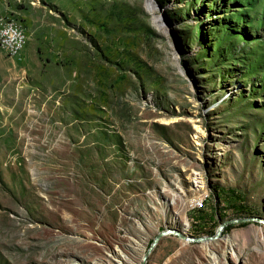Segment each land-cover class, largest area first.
<instances>
[{
    "label": "rangeland",
    "instance_id": "obj_1",
    "mask_svg": "<svg viewBox=\"0 0 264 264\" xmlns=\"http://www.w3.org/2000/svg\"><path fill=\"white\" fill-rule=\"evenodd\" d=\"M2 18L28 38L0 47V264H141L164 229L220 234H167L147 264H264V0Z\"/></svg>",
    "mask_w": 264,
    "mask_h": 264
},
{
    "label": "built area",
    "instance_id": "obj_2",
    "mask_svg": "<svg viewBox=\"0 0 264 264\" xmlns=\"http://www.w3.org/2000/svg\"><path fill=\"white\" fill-rule=\"evenodd\" d=\"M13 20V19H8ZM25 29H3V36H0V47L8 50L12 56L19 55L23 51ZM17 45H20L19 47ZM201 199L197 203H202Z\"/></svg>",
    "mask_w": 264,
    "mask_h": 264
},
{
    "label": "water",
    "instance_id": "obj_3",
    "mask_svg": "<svg viewBox=\"0 0 264 264\" xmlns=\"http://www.w3.org/2000/svg\"><path fill=\"white\" fill-rule=\"evenodd\" d=\"M167 234H180L178 231L173 230V229H164L162 231H160L156 237L153 239L152 243L150 244L149 248L144 251V254L142 256V260H141V264H147V260L149 255L152 253V251L154 250L155 246L157 245L158 241L165 235ZM220 234V229H218L216 231V234L213 236H201V237H193V236H187L184 234H180L181 237L188 239L190 241H205L206 239H212V238H216L217 236H219Z\"/></svg>",
    "mask_w": 264,
    "mask_h": 264
},
{
    "label": "bare ground",
    "instance_id": "obj_4",
    "mask_svg": "<svg viewBox=\"0 0 264 264\" xmlns=\"http://www.w3.org/2000/svg\"><path fill=\"white\" fill-rule=\"evenodd\" d=\"M150 5V4H148ZM150 10H154V7L151 6L150 7ZM5 28H10V29H24L23 28V25L18 22L17 20H8L7 19H0V36H3V29ZM27 38H28V35L27 33L24 35V41H23V47L25 46L26 42H27ZM5 50V49H4ZM8 54H10V52L8 50H5ZM11 55V54H10ZM197 205H202V203H198ZM188 240V239H186ZM209 240L211 239H206L205 242L207 243ZM144 254V253H143ZM212 255H215V252H212ZM143 256V255H142Z\"/></svg>",
    "mask_w": 264,
    "mask_h": 264
},
{
    "label": "clouds",
    "instance_id": "obj_5",
    "mask_svg": "<svg viewBox=\"0 0 264 264\" xmlns=\"http://www.w3.org/2000/svg\"><path fill=\"white\" fill-rule=\"evenodd\" d=\"M18 47L20 46V45H17Z\"/></svg>",
    "mask_w": 264,
    "mask_h": 264
}]
</instances>
